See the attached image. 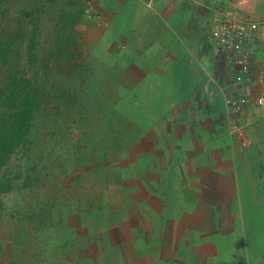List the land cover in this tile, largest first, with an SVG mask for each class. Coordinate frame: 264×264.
<instances>
[{"label":"rangeland","instance_id":"rangeland-1","mask_svg":"<svg viewBox=\"0 0 264 264\" xmlns=\"http://www.w3.org/2000/svg\"><path fill=\"white\" fill-rule=\"evenodd\" d=\"M43 3L39 108L0 170V264H264V108L182 95L231 77L215 48L180 44L164 75L127 81L122 12L95 25L105 0H0V30L25 43L19 11Z\"/></svg>","mask_w":264,"mask_h":264},{"label":"crops","instance_id":"crops-1","mask_svg":"<svg viewBox=\"0 0 264 264\" xmlns=\"http://www.w3.org/2000/svg\"><path fill=\"white\" fill-rule=\"evenodd\" d=\"M107 9L97 11L95 25H100L103 21L106 26L114 20L113 13L122 12L123 22L121 27V43L124 47L122 59L126 61L124 73L127 81L129 76L136 75L139 79L143 77L157 76L164 71L159 68L163 65L167 57L171 55L180 44H205L209 42V22L214 11L228 12L241 16H250L261 21L264 18H257V12L262 9L264 0H105ZM259 8V9H258ZM111 12L112 15L107 14ZM263 32L264 28L260 29ZM211 44V43H210ZM144 45H150L149 49H144ZM164 60V61H163ZM222 71V76L229 74L227 68ZM207 72V71H206ZM155 74V75H154ZM205 74V73H204ZM206 81L191 91L181 90L183 97L188 96L190 103L185 107H195L196 98L198 102H204L210 106L213 101L223 100V91L229 85L230 77L223 83V86H212L209 82V73H206ZM211 78V77H210ZM130 80V79H129ZM151 83H155L151 81ZM129 85V84H128ZM194 88V87H192ZM196 88V87H195ZM182 100V96L180 95ZM180 100V101H181ZM222 103V102H221ZM178 105V104H177ZM183 108V107H182ZM187 111H182L183 119H190L195 115L191 111L186 116ZM200 123H213L211 113L205 117H199ZM213 120V121H212ZM192 122V121H191ZM191 144H185L179 148L182 156L193 157ZM171 154V152H170ZM186 251L189 250L186 242L183 243ZM191 244V243H190ZM181 253L183 251L180 249ZM185 251V252H186ZM161 256V255H158ZM158 258V257H156Z\"/></svg>","mask_w":264,"mask_h":264},{"label":"trees","instance_id":"trees-1","mask_svg":"<svg viewBox=\"0 0 264 264\" xmlns=\"http://www.w3.org/2000/svg\"><path fill=\"white\" fill-rule=\"evenodd\" d=\"M44 8L43 3L19 11L20 18L26 19L31 26L25 43L24 31L0 30V170L26 148L33 115L39 108L40 68L34 51L40 13ZM5 13L6 8L0 9L1 17L5 18ZM20 44L25 53V64L21 63V52L15 48ZM26 66L34 67V72L27 75Z\"/></svg>","mask_w":264,"mask_h":264},{"label":"built area","instance_id":"built-area-1","mask_svg":"<svg viewBox=\"0 0 264 264\" xmlns=\"http://www.w3.org/2000/svg\"><path fill=\"white\" fill-rule=\"evenodd\" d=\"M264 20L248 15L214 11L209 22V42L216 59L231 77L223 91L228 107L264 108Z\"/></svg>","mask_w":264,"mask_h":264}]
</instances>
